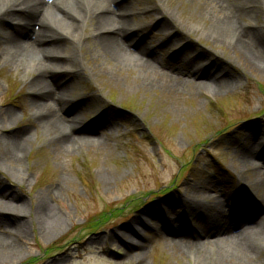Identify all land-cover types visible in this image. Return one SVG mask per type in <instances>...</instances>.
Returning <instances> with one entry per match:
<instances>
[{"label":"rangeland","instance_id":"obj_1","mask_svg":"<svg viewBox=\"0 0 264 264\" xmlns=\"http://www.w3.org/2000/svg\"><path fill=\"white\" fill-rule=\"evenodd\" d=\"M143 1L154 4L159 0ZM178 9L172 13L184 24L183 35L179 27H168L160 37L145 41L149 51L161 55L160 65H175L169 56L180 48L182 58L189 60L211 46L204 21H187ZM155 16L143 21L151 24ZM169 34L175 37L172 47L161 51V38ZM218 48L221 51L216 49L219 54H213L214 59L226 57ZM116 64L124 67L119 61ZM235 69L233 87L220 92L197 87L196 82L178 92L160 87L145 93L126 82L101 86L96 76L74 80L61 94L64 99L78 101L94 91L98 96L81 111L68 114V120L75 123V134L85 125L95 132L90 137L94 143H76L68 152L57 153L48 145L50 133L33 121L28 82L34 74L1 59L0 122L6 109L15 112L17 121L11 128L0 129V134H28L31 140L20 161L2 159L0 148V187L22 198L25 209L34 210L37 198H44L55 216L54 226L44 232L32 213L26 231L16 241L17 256L4 264H195L192 252L168 238L158 209L179 206L183 196L195 195L194 186L210 182L214 190L208 196L215 200L202 198L204 206L234 209L240 204L242 188L253 180L240 158L256 132L261 130L264 141V72L247 74ZM99 88L102 91L97 93ZM103 114H107L103 120H115L101 130L102 121L93 119ZM227 176H231L229 181ZM169 197L171 205H160ZM185 204L188 210L171 215L175 228L188 227L180 219V214H188L200 233L208 230L193 221L207 211ZM147 209L154 213L151 220L143 214ZM164 214L170 215L168 211ZM11 216L0 217L7 222L0 225V234L13 231ZM138 216L148 221L143 230L137 227L145 239L143 258L129 255L122 243L109 239Z\"/></svg>","mask_w":264,"mask_h":264},{"label":"bare ground","instance_id":"obj_2","mask_svg":"<svg viewBox=\"0 0 264 264\" xmlns=\"http://www.w3.org/2000/svg\"><path fill=\"white\" fill-rule=\"evenodd\" d=\"M172 9H178L187 21L202 19L211 46L189 60L182 58L183 48H180L175 55L169 56L173 57L171 61L175 65H160L161 55L149 51L145 41L160 37L161 31L168 27H179L182 35L186 32ZM150 15L156 20L147 24L143 20H150ZM263 16L264 0H166L165 4L161 0L154 4L143 0H0V60L4 58L16 69L34 74L28 82L34 124L50 133L49 146L57 153H65L76 143L93 144L90 137L95 134L81 125L76 135L75 123L68 120L69 113L81 111L83 105L98 98L94 91L78 101L64 99L61 94L67 92L71 82L96 76L101 86L126 82L145 93L160 87L166 92H178L195 82L197 87L207 86L219 92L231 90L236 67L247 74L264 72V21L260 23ZM251 17L256 20H250ZM248 19L250 23L247 24L245 20ZM174 39L171 34L161 38V51L170 49ZM218 46L226 57L214 59L213 54H219ZM101 91L99 88L96 92ZM104 116L107 114L93 119L102 121L101 130L110 127V121L115 120H103ZM1 120L0 129L11 128L17 117L15 112L6 109ZM28 136L0 134L1 158L20 161L31 140ZM254 138L240 158L253 180L242 188V198L236 208L227 209L219 204L204 206L202 198L215 200L208 196V192L214 190L210 182L194 186L195 195L183 196L177 203L179 206L158 209L162 217L160 224L170 233L168 238L192 252L195 264H264V141L260 140L261 130ZM7 191L0 187L3 199L0 217L12 215L14 219L9 223L13 231L0 234V264L17 256L16 241L22 238L32 213L44 232L54 226L55 218L44 198H37L34 210L25 209L23 199ZM226 196L222 193L223 198ZM171 198L160 205H171ZM185 202L196 210L207 211L205 215L199 214L200 220L193 218V221L207 226L208 230L200 233L191 224L188 214H180L188 227L175 228L176 221L171 215L180 213L183 208L188 210ZM164 211L170 215H165ZM143 214L151 220L154 213L147 209ZM146 218L136 217L123 231L113 232L110 241H119L129 255L134 253L143 258L145 239L137 227L141 230L147 227ZM6 223L0 221L2 226Z\"/></svg>","mask_w":264,"mask_h":264},{"label":"trees","instance_id":"obj_3","mask_svg":"<svg viewBox=\"0 0 264 264\" xmlns=\"http://www.w3.org/2000/svg\"><path fill=\"white\" fill-rule=\"evenodd\" d=\"M227 180H229L228 176L226 177Z\"/></svg>","mask_w":264,"mask_h":264}]
</instances>
